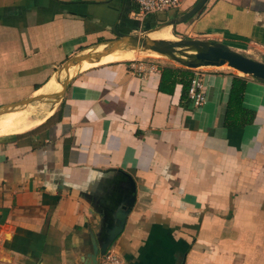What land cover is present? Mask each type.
Here are the masks:
<instances>
[{
	"label": "crops",
	"instance_id": "obj_1",
	"mask_svg": "<svg viewBox=\"0 0 264 264\" xmlns=\"http://www.w3.org/2000/svg\"><path fill=\"white\" fill-rule=\"evenodd\" d=\"M196 1L141 16L134 0H0V109L51 95L37 93L115 33L174 30L264 63V0H207L178 21ZM110 46L60 78L47 118L0 137V264H99L108 248L125 264H264V84L199 68L190 108L192 70L154 55L137 76L138 49Z\"/></svg>",
	"mask_w": 264,
	"mask_h": 264
},
{
	"label": "water",
	"instance_id": "obj_2",
	"mask_svg": "<svg viewBox=\"0 0 264 264\" xmlns=\"http://www.w3.org/2000/svg\"><path fill=\"white\" fill-rule=\"evenodd\" d=\"M206 1L207 0H197L195 4L188 11H186L184 14L180 16L178 21L185 22L188 19H190L203 6V4ZM115 34H116V39L109 42L107 46H110L111 44H114L120 40H124L126 42H129L134 49L136 48L139 49L140 51H151L161 54L163 56H166V58H168L172 62L186 69L192 70V69H198L204 67L218 68L221 66H225L242 75L248 76L264 84V63L247 58L244 55L233 51L232 49H230L229 47H227L222 43L213 42V41L193 40V39H179L178 42H165L158 40L151 41L148 38L144 37L143 34H138V35H123L119 33H115ZM186 45H194L198 49L196 53L193 55V60L180 61L178 58L174 57L173 55L174 53L178 52L176 50L177 48ZM64 85L65 83H63L62 85V89ZM60 94L61 91L56 95L54 94L40 95V96L28 98L23 101L16 102L13 105L1 108L0 115L6 112H11L12 109L15 107L25 106L32 102H36L44 98H58ZM130 205L131 202H128L127 206L129 207ZM125 215H126L125 210H120L113 214L116 220V225L112 228V232H111L112 235L107 240L104 249L106 248V246L111 244L114 236L118 232H120L122 228V224L124 222Z\"/></svg>",
	"mask_w": 264,
	"mask_h": 264
},
{
	"label": "bare ground",
	"instance_id": "obj_3",
	"mask_svg": "<svg viewBox=\"0 0 264 264\" xmlns=\"http://www.w3.org/2000/svg\"><path fill=\"white\" fill-rule=\"evenodd\" d=\"M154 32H157V31L147 32V33L143 34V36L147 35L149 33H154ZM166 32L164 31V33H162L158 36L149 34L146 38H148L151 41H156V40L165 41V42H178L179 41V39L174 38L172 35H170V33H166ZM197 49L198 48L194 45H186L183 47H179L176 49L178 52L174 53L173 56L178 58L180 61H190V60H193V55L196 53ZM115 50L116 49L112 48V46H106L104 48L99 47L98 49L90 51L89 53L88 52L82 53L76 59H74L70 64H68V66L64 69V71L62 73H58V75L56 77H54V79L48 85L43 87V89L40 90L37 94H45L48 92H51V94H54V95L58 94L61 91L62 85H63V83L60 81V78L64 77V79H67L68 75H70V73H72V71H73L72 68L83 66L84 63L91 62L92 60H94V61L111 60L112 57H110V55ZM149 52L152 54H158V53L151 52V51H149ZM95 55H98L96 57V59H94ZM157 56L166 57V56H163L161 54H159ZM72 58L73 57H71L68 61H71ZM67 62H65V63H67ZM50 99L52 100L50 103L51 107H49L44 112L42 117H40L39 119L28 120L26 115L20 111L6 112L2 116H0V137L5 136V135H11V134H17V133L24 132V131L32 128L33 126L35 127L37 124L42 122L45 118H47V116H49L52 113L53 107H54L53 105L57 102L58 98H50Z\"/></svg>",
	"mask_w": 264,
	"mask_h": 264
},
{
	"label": "built area",
	"instance_id": "obj_4",
	"mask_svg": "<svg viewBox=\"0 0 264 264\" xmlns=\"http://www.w3.org/2000/svg\"><path fill=\"white\" fill-rule=\"evenodd\" d=\"M137 12L141 15L161 13L167 11H178L183 0H134ZM130 68L137 76L154 72L155 68L151 63H144L141 59H134L129 62ZM204 85L202 83V72L200 69H192V74L186 90L188 105L190 108L200 107L205 100ZM99 264H125V261L113 249L108 248Z\"/></svg>",
	"mask_w": 264,
	"mask_h": 264
},
{
	"label": "rangeland",
	"instance_id": "obj_5",
	"mask_svg": "<svg viewBox=\"0 0 264 264\" xmlns=\"http://www.w3.org/2000/svg\"><path fill=\"white\" fill-rule=\"evenodd\" d=\"M145 33V32H144ZM172 36L176 39H182V38H178V35L176 34V32L174 30H171ZM149 35V34H148ZM147 35V36H148ZM151 35V34H150ZM152 54V53H151ZM149 51H138L136 52L133 56L134 58H139V59H148V58H161V57H156L158 54H153L151 55ZM156 55V56H154ZM209 68V67H208ZM230 69V68H227ZM232 70V69H230ZM235 73H238L234 70H232ZM240 74V73H238ZM242 75V74H240ZM51 102H48L47 100L44 101H40L38 103H30L28 105L25 106H18L12 109L11 112L13 111H20L22 113H24L26 115V117L28 118V120H35V119H39L40 117H42V115L44 114V112L51 107ZM37 104V105H36ZM37 106V107H36ZM27 109V110H26ZM24 110V111H23ZM3 115V114H2ZM0 115V116H2ZM8 136V135H5ZM2 136V137H5ZM1 137V138H2Z\"/></svg>",
	"mask_w": 264,
	"mask_h": 264
},
{
	"label": "trees",
	"instance_id": "obj_6",
	"mask_svg": "<svg viewBox=\"0 0 264 264\" xmlns=\"http://www.w3.org/2000/svg\"><path fill=\"white\" fill-rule=\"evenodd\" d=\"M238 79H233L232 84H231V89H230V97H233V95L238 96L241 92L242 89V82H238ZM189 84V83H188ZM188 85H186L185 90ZM239 93V94H238ZM237 99V97H235Z\"/></svg>",
	"mask_w": 264,
	"mask_h": 264
}]
</instances>
